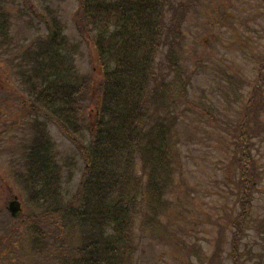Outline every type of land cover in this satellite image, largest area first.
Segmentation results:
<instances>
[{"label":"trees","instance_id":"trees-1","mask_svg":"<svg viewBox=\"0 0 264 264\" xmlns=\"http://www.w3.org/2000/svg\"><path fill=\"white\" fill-rule=\"evenodd\" d=\"M260 1L78 0L76 30L92 41L91 73L75 59L81 42L51 18L38 56L49 66L48 58H61L54 93L64 129L78 132L92 108L94 133L73 202L47 205L59 193L44 186L47 213L27 221L32 240L0 237V264H169L145 260L147 242L180 253L184 264H217L230 231L233 264H242L240 236L264 227L252 212L264 195V42L247 41L239 29L264 20ZM217 42L226 53L214 59L209 48ZM198 45L216 70L199 83L214 92L201 97L190 92L187 73ZM199 168L205 179H189ZM47 224L59 235L48 234ZM212 233L207 255L202 236Z\"/></svg>","mask_w":264,"mask_h":264},{"label":"rangeland","instance_id":"rangeland-1","mask_svg":"<svg viewBox=\"0 0 264 264\" xmlns=\"http://www.w3.org/2000/svg\"><path fill=\"white\" fill-rule=\"evenodd\" d=\"M259 6L264 10V0L260 1ZM48 10L52 13L48 14ZM82 16L80 15L78 0H0V22L3 20L8 22L6 34L10 38L13 37L15 41V44L14 41L12 43V51L7 59L8 62H3L2 66L0 65V112L4 115L0 118V168L3 169L5 167L4 170H7L6 177L13 184L20 201L24 200L26 205L28 204L31 207L29 210L32 209L36 212V216L42 214L41 211L44 210V207L39 206L36 201L32 200L37 189V181L33 177L34 172L31 171L33 167L28 159L31 156L32 147L43 142L41 140L37 142L38 138H42L48 146L51 145V166L45 170L51 169L54 173L51 179V192L53 194L59 193L54 195L51 203L55 208L57 206L61 208L74 200L73 195L77 192V186L85 165L83 149H80L79 145L84 146L87 144L91 138L93 128L90 129L88 121L82 125L79 124L83 129L81 136L75 134L70 129L72 141L69 136L61 132L63 128H58L48 121L47 118L49 116L46 113L55 117H61L60 96L58 95V99L52 100L39 97L44 103L42 101L37 102L36 97H26L24 94L26 87L19 84L18 78L14 75V71L16 70L14 68L15 58L16 55L18 56L19 53L22 55L23 51L30 47V67L27 66L25 71L28 72L32 91L34 88L36 89L38 84L33 78V74L43 80L56 75L60 80L59 84H61V58L58 57L54 60L48 58L47 60L50 62L49 66L41 56H38V52L46 49L48 35L52 33L53 21H50L51 18H54L60 27L62 19L66 32L73 35L72 39L75 40V43L81 42L79 51H76V53H79L77 56L75 55L78 68L82 72L91 73L92 69H96L94 67L96 66V61L91 44L92 41L87 38V35L84 37L76 30L78 17L83 22ZM259 22L254 23L248 20L242 26L241 23L239 24L241 26L239 29L242 31L241 35L244 39H247V41L253 40L256 42L258 40L264 42V20L260 19ZM208 29L206 25L200 28L201 31ZM194 36L193 34L192 37L194 38ZM82 37L83 39L81 40ZM204 50H207V48L203 45L193 48L191 57L193 56L194 58H191L188 66L190 73L187 72L191 82L189 90L198 97L210 95L214 92V88L200 86L199 84L206 85L207 80L213 79L216 72L209 56L211 54L208 52H213L212 57L214 59L222 58V54L226 53L219 42L210 47L208 52L203 53ZM240 52L242 51L240 50ZM235 56L237 57V55ZM5 57L3 56V59ZM205 57L209 61H205ZM20 71L23 73V69H20ZM91 75L94 79L99 78L97 72ZM33 110L35 112L32 115L31 112ZM39 112L40 114L38 115ZM89 120L91 121L92 119L89 118ZM5 125L8 128L3 129ZM75 140L77 141V145H75ZM34 165H36L35 162ZM189 179L203 181L205 177L202 169L199 168L195 175L192 178L189 177ZM4 199L5 203L9 200L8 197H4ZM252 212L256 217H261L259 220H264V195L254 205ZM2 214L0 220L8 218L6 213ZM202 219L204 221L208 220L206 217H202ZM198 222L194 221V224L197 225ZM48 232L53 237L59 235L57 229L54 227H48ZM17 234L18 232L15 233V235ZM5 235L0 234V236ZM202 237L205 238V242H201V244H203L204 251L209 255L215 245L216 233ZM231 237L232 231L227 232L222 245H220V258L217 264H233V249L229 245ZM12 239L16 240L14 236ZM237 245H239L238 254L242 264H264V227L256 226V231L247 229L240 236V243ZM140 252L146 257L145 260H150L149 258L153 257L157 259L164 257L169 264H184L177 257L180 253L167 247L158 245L151 247L147 242L143 245ZM205 252H203L204 255ZM182 259L184 260V258Z\"/></svg>","mask_w":264,"mask_h":264},{"label":"water","instance_id":"water-1","mask_svg":"<svg viewBox=\"0 0 264 264\" xmlns=\"http://www.w3.org/2000/svg\"><path fill=\"white\" fill-rule=\"evenodd\" d=\"M18 205V204H17Z\"/></svg>","mask_w":264,"mask_h":264}]
</instances>
